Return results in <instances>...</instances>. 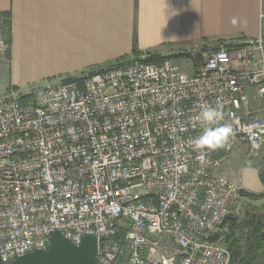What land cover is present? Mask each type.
<instances>
[{"label":"built area","instance_id":"obj_1","mask_svg":"<svg viewBox=\"0 0 264 264\" xmlns=\"http://www.w3.org/2000/svg\"><path fill=\"white\" fill-rule=\"evenodd\" d=\"M149 56L0 98L4 263L48 250L58 231L75 245L97 237V264H231L223 240L242 188L217 170L236 148L262 155L264 36L219 44L190 74ZM202 105L230 132L201 160Z\"/></svg>","mask_w":264,"mask_h":264},{"label":"crops","instance_id":"obj_2","mask_svg":"<svg viewBox=\"0 0 264 264\" xmlns=\"http://www.w3.org/2000/svg\"><path fill=\"white\" fill-rule=\"evenodd\" d=\"M6 14L10 33L8 49L0 53V98L11 89L26 92L134 58V50L178 59L264 36V0H0V40ZM243 153L236 148L218 173L242 187L227 219L229 235L248 250L257 226L264 228V198L249 194L264 193V184Z\"/></svg>","mask_w":264,"mask_h":264},{"label":"water","instance_id":"obj_3","mask_svg":"<svg viewBox=\"0 0 264 264\" xmlns=\"http://www.w3.org/2000/svg\"><path fill=\"white\" fill-rule=\"evenodd\" d=\"M97 246L95 236H87L80 245H75L56 231L48 250L30 252L10 263H4L0 257V264H97Z\"/></svg>","mask_w":264,"mask_h":264},{"label":"trees","instance_id":"obj_4","mask_svg":"<svg viewBox=\"0 0 264 264\" xmlns=\"http://www.w3.org/2000/svg\"><path fill=\"white\" fill-rule=\"evenodd\" d=\"M6 16L9 18V20L6 21L7 26L10 29V14H6ZM10 33V30H9ZM135 57H139L140 54L137 50H134ZM164 59V57L160 55H150L147 58V61H155L160 62ZM263 160L264 162V152H262V155L260 159L253 160V161H247L249 162L250 166H254V163L256 161ZM253 162V163H252ZM260 177L264 184V168L260 170ZM251 198L254 199H263L264 194L255 195L250 194ZM262 221H264V215L262 216ZM264 228L263 226H257L255 233L251 236L252 237V244L251 247L247 250L245 248L243 249V246L241 245L238 238H235L233 236H227L225 243L228 247V249L231 252L232 260L231 264H260L262 259L264 258ZM121 237L125 235L124 228L121 227V232L119 233ZM218 237H214L213 240H217Z\"/></svg>","mask_w":264,"mask_h":264},{"label":"clouds","instance_id":"obj_5","mask_svg":"<svg viewBox=\"0 0 264 264\" xmlns=\"http://www.w3.org/2000/svg\"><path fill=\"white\" fill-rule=\"evenodd\" d=\"M221 114L218 109L202 105L196 120L201 126V133L192 143V148L203 159L205 150L223 147L229 137V127L220 125Z\"/></svg>","mask_w":264,"mask_h":264},{"label":"rangeland","instance_id":"obj_6","mask_svg":"<svg viewBox=\"0 0 264 264\" xmlns=\"http://www.w3.org/2000/svg\"><path fill=\"white\" fill-rule=\"evenodd\" d=\"M5 32H6V35L4 36V38L2 39L4 42H6V40L8 39L9 37V28L8 26H6L5 28ZM215 44H213L214 46ZM212 47H210L209 49L207 48L206 50H204V52L198 54V55H195V56H190V55H184L182 57H179L177 60V63L181 66V68L186 71L187 73H193L195 71V67L194 65H197L198 63L201 62V60L204 58V55L205 54H208L212 51ZM36 88H40L41 86H35ZM247 166L249 167H256V168H259V170H261L262 168H264V162L263 160H258L254 163V166H250L249 165V162H247L246 160L243 161ZM253 163V162H252ZM221 168V167H220ZM219 168V169H220ZM219 169L217 170V172H219ZM241 187V186H240ZM242 188V187H241ZM250 194H254V193H250ZM249 194V195H250ZM264 194V193H262ZM255 195H260V194H255ZM241 196H242V190H241ZM241 196L239 197L238 201L240 200ZM238 204V203H237ZM237 206V205H236Z\"/></svg>","mask_w":264,"mask_h":264}]
</instances>
